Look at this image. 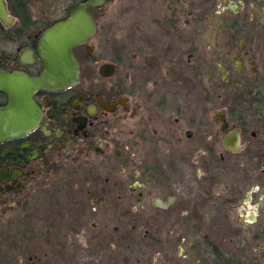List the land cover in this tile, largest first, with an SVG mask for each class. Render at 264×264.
Wrapping results in <instances>:
<instances>
[{
  "label": "flooded vegetation",
  "instance_id": "obj_1",
  "mask_svg": "<svg viewBox=\"0 0 264 264\" xmlns=\"http://www.w3.org/2000/svg\"><path fill=\"white\" fill-rule=\"evenodd\" d=\"M89 1L0 0V254L264 264V0H95L79 81L30 94L42 34Z\"/></svg>",
  "mask_w": 264,
  "mask_h": 264
},
{
  "label": "water",
  "instance_id": "obj_2",
  "mask_svg": "<svg viewBox=\"0 0 264 264\" xmlns=\"http://www.w3.org/2000/svg\"><path fill=\"white\" fill-rule=\"evenodd\" d=\"M95 5V0H90L78 6L67 19L42 34L39 55L44 69L40 77L25 79L30 94L37 88L65 89L79 81V63L73 50L86 44L96 33L95 22L88 12L89 7ZM7 125L6 116H0V130Z\"/></svg>",
  "mask_w": 264,
  "mask_h": 264
},
{
  "label": "rangeland",
  "instance_id": "obj_3",
  "mask_svg": "<svg viewBox=\"0 0 264 264\" xmlns=\"http://www.w3.org/2000/svg\"><path fill=\"white\" fill-rule=\"evenodd\" d=\"M109 12H110V9L104 11V13L106 14V17L104 18V20L119 21L121 19H128V20H130V22L131 21L134 22L137 19V13L135 11H131V12H128V13L126 12L125 16H123V14L120 13V12L114 13V14H112V13L110 14ZM114 226H115V222H113L110 225L111 237H113L112 228ZM142 232H143V229H139L138 232L136 230H134L132 221H129V220L125 221L124 232H123V236H124L123 244L126 245V246L131 245V244L132 245L140 244L139 239L142 238V235H143ZM112 243H114V242L112 241ZM115 244H117L116 240H115ZM7 252H8V256L4 255V254H7L6 252H2L0 254V264H22L20 262V260H21L20 258L21 257H24V260L26 261L24 264H32V263L44 264V263H38L36 259H33L32 261H28V258H30V256L34 257L35 255H38L39 258H43L42 261L50 262V264H63L60 261L61 258L58 256L57 252H53V253H51V252H41V253H29V254H27L24 251H23L24 253L22 254L21 252H18L16 250H14V251L13 250H9ZM82 255L85 256L86 252H82ZM46 256H48V257H46ZM44 257H46V258H44ZM89 261L91 262L90 259H89ZM80 264H91V263H88V261L86 260L84 262H80Z\"/></svg>",
  "mask_w": 264,
  "mask_h": 264
}]
</instances>
